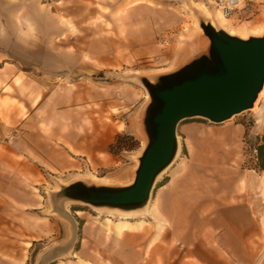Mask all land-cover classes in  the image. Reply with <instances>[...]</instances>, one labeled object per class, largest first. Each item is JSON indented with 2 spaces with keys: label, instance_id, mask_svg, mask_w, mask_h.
Instances as JSON below:
<instances>
[{
  "label": "rangeland",
  "instance_id": "rangeland-1",
  "mask_svg": "<svg viewBox=\"0 0 264 264\" xmlns=\"http://www.w3.org/2000/svg\"><path fill=\"white\" fill-rule=\"evenodd\" d=\"M182 3L188 2L143 1L157 14H149L150 21L141 23L112 22L126 12L112 15L101 8L98 13L104 16L86 22L72 23L66 20L67 15L54 21L53 5L40 6L38 21L29 24L32 30L28 38L20 35L28 23L0 24L13 35L8 40L0 38V49L11 51L0 53L5 62H0V191H11L16 184L21 189L11 166L12 159L22 160L21 146L40 142V146H56L59 150L58 146L76 144L78 135L100 139L106 133L109 145L118 134H128L135 141L132 150L113 154L108 149L106 155L88 158L82 170L56 172L44 165L36 178H20L27 193L45 201V207L35 212L52 218L51 222L74 227L72 240L68 231L57 229L52 237L36 242L23 264H68L71 255L80 249L86 223L100 226L107 219H125L117 209L69 200L57 206L53 196L76 183L113 188L133 183L138 160L148 144L144 118L151 99L142 80L157 84L162 77L206 54L209 48L203 31L200 33L195 26V19L199 26L207 21L194 10L190 15ZM68 8L69 4L62 10ZM259 25L264 26V9L250 22L229 21L227 27L245 34L257 31ZM13 74L17 77L11 85L8 80ZM26 80L39 85L40 92L23 87ZM7 82L10 85L3 87ZM25 97L30 100L28 106L24 105ZM260 101L257 110L245 111L220 124L198 118L181 122L176 129L178 154L157 178L149 205L155 191L176 176L189 177L185 179L189 185L206 196L220 198L222 205L233 203L234 197L249 191L256 193L258 189H251L246 177L264 175L253 170L254 146L264 133L255 130L256 121L264 116V99ZM134 216L124 221L144 222L147 231L143 234L148 233V237L155 221L145 214ZM254 217L261 231L254 239L253 264H264V214ZM181 241V237L173 239L175 246Z\"/></svg>",
  "mask_w": 264,
  "mask_h": 264
},
{
  "label": "crops",
  "instance_id": "crops-1",
  "mask_svg": "<svg viewBox=\"0 0 264 264\" xmlns=\"http://www.w3.org/2000/svg\"><path fill=\"white\" fill-rule=\"evenodd\" d=\"M143 1L154 0H0V24L28 23L20 30L21 37L28 38L32 30L29 24L38 21L39 7L50 4L54 8V21L67 15L66 20L72 23L86 22L89 18L104 16L98 13L97 9L101 8L112 15L126 12L112 22L141 23L150 21L149 14H157L149 5H143ZM67 4L69 10L63 11L62 7ZM0 38L8 40L13 35L8 28L0 27ZM0 53L10 54L11 51L0 49ZM0 62L5 64L4 58H0ZM16 77V74L11 75L8 80L11 85ZM29 81H23V87L31 88L33 93L39 91V85L29 84ZM8 85L7 82L3 87ZM29 104V98L25 97L24 105ZM133 125L132 121L131 127ZM262 128L264 122L256 121L255 130H264ZM78 137L76 144L58 146L59 150L56 146L33 142L32 146H21V161L12 159L11 166L21 189L16 184L11 191H0V264H23L34 251L35 243L52 237L57 229L68 231L70 239L73 237L72 224L62 226L35 212L45 207V201L27 193L20 178H36L44 165L56 172L82 170L88 158L108 153V133L100 139ZM188 178L173 177L155 191L145 214L155 221L148 237V233L143 234L147 229L141 221L122 220L100 226L86 223L80 249L71 255L68 264H253L254 239L261 231L254 216L264 214V175L246 177L247 185L258 189L256 193L249 191L226 205L221 204L220 198L206 196L196 186L189 185L185 180ZM261 224L264 225V221ZM175 237L182 238L179 246L173 242Z\"/></svg>",
  "mask_w": 264,
  "mask_h": 264
},
{
  "label": "water",
  "instance_id": "water-1",
  "mask_svg": "<svg viewBox=\"0 0 264 264\" xmlns=\"http://www.w3.org/2000/svg\"><path fill=\"white\" fill-rule=\"evenodd\" d=\"M209 48L157 84L142 80L151 103L144 118L148 144L138 160L134 181L126 187H95L82 183L63 188L53 197L95 208L135 211L145 207L157 177L177 152V126L189 119L223 123L252 109L264 87V36L246 40L200 22Z\"/></svg>",
  "mask_w": 264,
  "mask_h": 264
},
{
  "label": "bare ground",
  "instance_id": "bare-ground-1",
  "mask_svg": "<svg viewBox=\"0 0 264 264\" xmlns=\"http://www.w3.org/2000/svg\"><path fill=\"white\" fill-rule=\"evenodd\" d=\"M182 8L185 11L189 12L190 15L193 14V12H192L193 10L196 11V12H198L205 19V21H207V23H209L215 30L223 31V32L227 33L230 36H234V37H237V38L243 39V40H246V39H248L250 37L259 38V37L264 36V26L261 27V25L258 26V28L256 29L257 31H251L250 30V31H246L245 34L243 32L242 33L240 32V33L237 34L235 32L230 31V28L227 27V24L229 22L228 20H226L225 18H223L220 13L209 10L206 6L202 5L201 3H194V2L193 3H182ZM248 22H250V21H248ZM244 23H247V22H244ZM195 26H196V29L200 33H202L201 27L198 25V21L196 19H195ZM206 39L208 41V38L207 37H206ZM261 99H264V87H262L261 91L259 92V94L257 96V99L255 100V102L253 104V107L251 109L252 111L257 108V104H258V102ZM262 120H264V119L259 118L258 123L261 124L262 122H264ZM137 125H138V130H139V133H140L141 132L140 131L141 129H140L138 123H137ZM178 151H179V148L177 146V152H176L175 157L177 156ZM149 208H150V205H149V202H148L145 205L144 208H142V209H140L138 211H122V213H120V214L126 220H128L130 218H134L135 217L134 215L148 214ZM125 219H123V220H125ZM106 222L111 223L112 221L107 219Z\"/></svg>",
  "mask_w": 264,
  "mask_h": 264
},
{
  "label": "built area",
  "instance_id": "built-area-1",
  "mask_svg": "<svg viewBox=\"0 0 264 264\" xmlns=\"http://www.w3.org/2000/svg\"><path fill=\"white\" fill-rule=\"evenodd\" d=\"M188 3H201L209 10L221 14L234 23H244L254 19L262 9L264 0H180Z\"/></svg>",
  "mask_w": 264,
  "mask_h": 264
},
{
  "label": "trees",
  "instance_id": "trees-1",
  "mask_svg": "<svg viewBox=\"0 0 264 264\" xmlns=\"http://www.w3.org/2000/svg\"><path fill=\"white\" fill-rule=\"evenodd\" d=\"M135 141L132 136L128 134H118L114 141L109 145V152L115 153L122 150H132ZM254 166L253 170L257 172H264V133H262L259 142L254 146Z\"/></svg>",
  "mask_w": 264,
  "mask_h": 264
}]
</instances>
